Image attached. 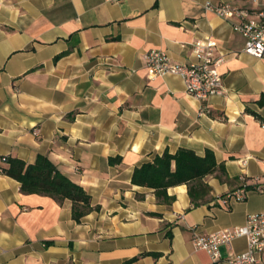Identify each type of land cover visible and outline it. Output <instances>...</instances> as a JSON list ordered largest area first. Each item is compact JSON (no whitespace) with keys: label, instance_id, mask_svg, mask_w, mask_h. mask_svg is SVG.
Masks as SVG:
<instances>
[{"label":"crops","instance_id":"0c3cea01","mask_svg":"<svg viewBox=\"0 0 264 264\" xmlns=\"http://www.w3.org/2000/svg\"><path fill=\"white\" fill-rule=\"evenodd\" d=\"M252 7L249 0H0V159H50L99 206L79 222L72 202L24 193L0 172V264H210L194 232L243 225L264 213V192L223 205L238 176L264 175V59L243 52L244 36L206 5ZM210 36L224 92L190 96L173 74L151 77L144 54L172 63L194 57ZM254 113L259 115L256 116ZM34 129L38 133L34 134ZM214 153L224 166L206 175L194 206L186 184H133L135 167L165 150ZM244 161V162H243ZM0 160V166H5ZM246 248L220 245L222 258Z\"/></svg>","mask_w":264,"mask_h":264},{"label":"built area","instance_id":"2783aa9c","mask_svg":"<svg viewBox=\"0 0 264 264\" xmlns=\"http://www.w3.org/2000/svg\"><path fill=\"white\" fill-rule=\"evenodd\" d=\"M249 1L254 6L221 3L217 6L208 4L206 8L222 17L234 15L236 21L232 27L245 39L243 52L264 59V0ZM191 46L194 58L188 63H172L165 52L157 49L147 51L144 62L150 76L177 75L182 79L186 92L198 100L222 94L224 87L219 66L223 57L214 54L216 41L206 35L195 39ZM33 132L38 133L37 129ZM0 160L6 163L4 157ZM238 179L239 187L220 198L223 205L231 200H244L249 191L264 192V175L247 177L241 173ZM237 237L245 238L246 248L228 258H222L220 245H229ZM191 242L194 249H202L209 255L210 264H264V213L248 214L243 225L209 233L194 232Z\"/></svg>","mask_w":264,"mask_h":264},{"label":"trees","instance_id":"16d2710c","mask_svg":"<svg viewBox=\"0 0 264 264\" xmlns=\"http://www.w3.org/2000/svg\"><path fill=\"white\" fill-rule=\"evenodd\" d=\"M260 102L264 103V97ZM254 115L259 117L257 113ZM4 158L6 165L1 167L0 172L19 181L22 192L48 195L58 202L69 199L75 221L79 222L89 212L99 209V206L91 205L85 189L62 173L46 156L38 155L33 163H26L16 157ZM216 170L220 172L218 178L226 181L224 166L217 163L211 150H206L202 156L186 148H180L175 153L165 150L151 161L135 167L131 182L152 188L161 203L174 200V196L167 193L169 187L186 184L190 200L196 206L203 203L210 192V186L203 178Z\"/></svg>","mask_w":264,"mask_h":264}]
</instances>
